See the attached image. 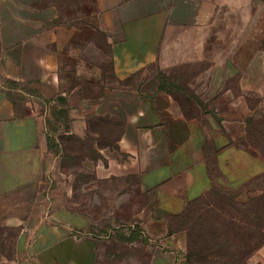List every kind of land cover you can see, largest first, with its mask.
Returning <instances> with one entry per match:
<instances>
[{
  "label": "crops",
  "instance_id": "0c3cea01",
  "mask_svg": "<svg viewBox=\"0 0 264 264\" xmlns=\"http://www.w3.org/2000/svg\"><path fill=\"white\" fill-rule=\"evenodd\" d=\"M257 6L0 0V264H186L193 209L261 195ZM97 52L111 77L89 97L77 82ZM63 141L88 147V185L109 186L110 213L132 216L118 237L69 201ZM258 245L246 264H264Z\"/></svg>",
  "mask_w": 264,
  "mask_h": 264
},
{
  "label": "rangeland",
  "instance_id": "374dc122",
  "mask_svg": "<svg viewBox=\"0 0 264 264\" xmlns=\"http://www.w3.org/2000/svg\"><path fill=\"white\" fill-rule=\"evenodd\" d=\"M255 14L257 29L264 33V7L257 6ZM258 43L259 49L264 51V37ZM100 46V51L106 53L103 44ZM100 56L97 52L95 64L89 62V67L93 66L95 70L81 72V79L77 82L89 97L99 96L104 83L111 77L106 56H101L105 58L103 62ZM73 83H76L75 80ZM259 115L262 119L254 126L252 137L264 142V115ZM63 145L66 151L61 161V171L70 176L69 185L73 191L69 201L78 204L77 208L96 222L99 235L118 237L124 225L132 221V216L110 213L115 210L117 200L113 198L114 193L109 191V186L104 183L88 185L93 179V172L85 159L88 147L71 141H63ZM258 153L264 158V149ZM254 189L262 191L261 195L248 199L244 204L236 202L231 195L218 194L204 201L205 206L201 204L193 209L186 223V264H246L245 260L261 249L258 244L264 241V177L255 183ZM131 201L140 203L138 199ZM107 262L104 261V264H118L111 263L110 259Z\"/></svg>",
  "mask_w": 264,
  "mask_h": 264
},
{
  "label": "trees",
  "instance_id": "16d2710c",
  "mask_svg": "<svg viewBox=\"0 0 264 264\" xmlns=\"http://www.w3.org/2000/svg\"><path fill=\"white\" fill-rule=\"evenodd\" d=\"M49 144L51 143L52 139L49 137L48 138ZM54 146V145H53ZM52 148V147H51Z\"/></svg>",
  "mask_w": 264,
  "mask_h": 264
}]
</instances>
